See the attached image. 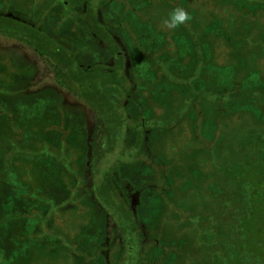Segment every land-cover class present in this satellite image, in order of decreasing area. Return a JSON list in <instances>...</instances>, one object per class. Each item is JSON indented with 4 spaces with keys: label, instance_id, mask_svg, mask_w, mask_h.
Listing matches in <instances>:
<instances>
[{
    "label": "rangeland",
    "instance_id": "374dc122",
    "mask_svg": "<svg viewBox=\"0 0 264 264\" xmlns=\"http://www.w3.org/2000/svg\"><path fill=\"white\" fill-rule=\"evenodd\" d=\"M75 1L79 5L78 12L84 8L88 10V6L84 7L85 0H0V15L29 26L30 23L24 21L27 19L25 15L32 13L34 18L47 20L46 24L49 22L55 24L51 21L56 18L54 16L56 11L53 8L60 6L73 8ZM134 1L136 2L133 5L135 8L129 14L140 23L138 27L142 28L144 39H148L141 43L143 46H148L147 42L149 43L150 39L154 42L158 41V45H161L162 33L166 35L169 32L167 34L169 39L176 35V30L167 29L163 25V20L171 12V4L167 0ZM148 3L150 4L147 5ZM202 5L195 7L191 0V4L187 7L192 14L196 12V9L201 13L195 16L197 19L194 25L198 22L200 27L197 33L204 38L202 60L213 75V92L225 86L221 92L227 94L229 91L225 92V88L228 87V83L230 90H233L231 89L233 86L234 90L241 91L242 89L247 93L257 92L260 89L264 91V12L254 9L248 18H244V15L242 16L240 11H236L230 4L227 7L213 8L207 3L204 9ZM141 7L145 8L139 11ZM97 8L94 13L100 19V23L107 22L103 18L105 7L98 6ZM38 10H49V14L37 12ZM210 14H217L219 23L215 21L212 23L214 27H206V34L203 36L202 27L207 25V20H212ZM117 15L116 12L115 15H110L115 24L119 22ZM230 20L236 23L231 22L229 25ZM41 26L39 30L50 35L49 37L58 31L56 24L52 25L53 28L49 31L44 29V24ZM102 27L104 29L106 26ZM229 27L232 29H228ZM19 31L26 37L29 34L26 29H23V32L18 28L17 32ZM115 37L122 45L116 34ZM63 38L65 41L69 37L64 35ZM64 41L61 40L66 48L71 50L73 44L67 40ZM81 43L74 45L75 48L80 47L83 50L74 58L77 66L81 64L80 58L84 57L87 49H90V58H94V62L100 59H95L99 57L97 45H102L98 38L96 44L91 37ZM0 47L15 50L36 68V74L28 82L30 85L25 90L28 94L40 92L48 87L61 90L45 59L33 51L34 47L31 48L19 39L3 35H0ZM103 53L101 52L100 56ZM172 54L176 56L178 51L174 49ZM104 55L100 61L113 65L112 55L107 53ZM183 56L182 62L187 63L190 56L188 54ZM128 63L129 58H126L125 74L129 73ZM249 82L255 87L248 88V85H245L244 88L242 86V83L249 84ZM179 92L175 90L169 92V89L163 88L160 91L158 102L155 99L153 102L149 101L150 106H154L155 114L157 112L159 116L156 123L159 128L163 129L158 132L156 140L151 142L153 150H150L151 153L149 151L150 154L148 153L149 158L152 156L154 160L152 165L159 167L158 191L162 194V198H159L162 211L152 216L154 220L152 227H155V236L159 245L172 240L165 238L163 233L161 234L162 231L167 232L169 237L176 240L173 241V250L168 255L171 259L167 260L166 264H264V113L260 114L263 111L254 105L252 98L228 100L229 96H227L224 97V101H218L215 108L209 109L201 121L200 115L191 111L192 95L187 93V90L184 95ZM63 93L65 103L81 104L69 92L63 91ZM202 102L205 108L212 105L209 101ZM160 105L162 107H159ZM83 111L84 126L88 133H91L98 115L87 105H83ZM2 121L3 119H0V123ZM43 132L42 141L36 137L31 139L29 151L33 156L41 151L52 153L53 149H56L45 140L46 134L50 137L53 136V132L45 133L46 130ZM128 132L130 130L124 128L116 140L111 137V141H106L112 149L108 150L109 148L104 145L106 149H103L104 152L100 150L99 153L102 152L105 156L96 158L92 162L91 171L90 166L86 167L90 173L86 180L89 186L91 184L96 186L111 175L110 178H115V181L120 183L121 193L129 199L135 211L141 196L140 192L133 189L127 176L132 170L129 166L133 165L124 164V160L122 161L123 158L130 160V155L136 153L133 148V137L128 136ZM112 134L109 132V137ZM62 151L64 154L62 165L74 166L70 161L74 157L71 156L77 157L81 150L73 148L62 149ZM5 152H7L6 148L0 144V167L6 165L2 162ZM16 166H20L18 169L25 176L29 173L31 178L34 175L36 179L41 174L40 170L46 167L36 164L33 158H30L28 162H16ZM59 177L60 189L65 190L70 184L69 178L67 174H61ZM77 177L80 179L79 174ZM5 181L0 177V264H109L108 251L103 248L113 239L111 234L118 233L117 221L110 217L109 213L104 214L107 209L104 210L103 206L106 203L100 196H98L100 199L97 209H103L104 215L101 232L96 235L95 240L101 248L99 253L106 260L102 259L103 263L100 258H89L86 261L79 257L75 260L72 252L84 247L88 236L94 234L93 231L97 226V224L96 226L92 224L93 211L90 205L86 201L83 203L81 199L76 201L78 202L77 207L69 202L62 211L53 206L54 211L49 214L53 218L49 221L50 226L47 224L45 229L44 227L40 229L41 232L37 236H33L32 224L35 222L36 226L40 218L36 220L32 218L25 225L28 232L24 237L27 238L26 243L14 242L11 231L3 232L5 221L2 217V209L4 203L9 201L6 196H13L9 193L10 190L6 189ZM96 188L97 186L94 187ZM12 199L18 201L15 196ZM150 202L156 203V200L150 199ZM43 212V207L39 205L32 209V214H38L37 216ZM56 229L63 230L66 234L61 237L60 244L56 243L51 233ZM124 238L123 247L127 248L123 253L131 252V246L135 242L125 235Z\"/></svg>",
    "mask_w": 264,
    "mask_h": 264
},
{
    "label": "trees",
    "instance_id": "16d2710c",
    "mask_svg": "<svg viewBox=\"0 0 264 264\" xmlns=\"http://www.w3.org/2000/svg\"><path fill=\"white\" fill-rule=\"evenodd\" d=\"M85 1L88 10L82 13L74 12L70 7H62L60 4L59 8H53L56 11L54 15L56 18L51 21L58 27V31L51 36L53 39L39 30V27L44 24L47 28L44 27V29L49 31L55 24H50V22L46 24L47 20L34 18L32 13L26 14L25 17L26 22L33 26H27L0 15V35L19 39L34 47L35 51L45 59L51 74L61 88L59 91L48 87L40 92L28 94L25 90L30 85L28 82L36 74V68L15 50L0 47V119H3L0 128L4 130V133L0 132V144L7 150L2 157V162L6 165H1L0 177L1 180H6L4 184L6 189L10 190L9 193L18 199L15 201L12 199L13 196H6L9 201L4 203L2 209V217L5 221L3 232L11 231L14 242L25 244L27 238L24 237L28 233L25 225L32 218V220L40 218L36 226L35 222L32 224V232H34L32 234L37 236L41 228L45 229L47 224L50 226L49 221L53 218L49 214L54 211L53 206L62 211L69 202L77 207L78 202L76 201L82 199L83 203L86 201L90 205L93 211L92 224L95 226L97 224V226L93 231L94 234L88 236L84 247L72 252L75 260L79 257L86 261L89 258L106 260L99 253L101 248L95 239L96 235L101 232L102 216L109 213L110 217L116 219L118 230V233L111 234L113 239L103 248L108 251L109 264H125L126 261V264H166V261L171 259L168 255L173 250V241L176 240L169 237L167 232L162 231L161 234L163 233L165 238L172 240L159 245L155 236V227H152L154 222L152 216L162 211L159 200L162 194L158 191L159 167L152 165L154 160L152 156L149 158V154L152 152L150 150H153L151 142L156 140L158 132L163 129L158 127L156 119L159 116L157 112L155 114L154 106H150L149 101L153 102L155 99L158 102L160 91L163 88L169 89V92L180 91L182 95L187 90V93L192 95V99L188 96L190 101H193L190 104L191 111L200 115L202 121L204 114L209 109L215 108L218 101H224V97L227 96H229L228 100L252 98L254 105L263 111L260 114L264 113V100H262L264 91L260 89L257 92L247 93L242 89L241 91L234 90L233 86H231L233 90H230L228 83V87L225 88V92L229 91L227 94L221 92L225 86L213 92V75L202 60L204 38L197 33L200 27L198 22L194 25L197 19L195 16L200 11L196 9L193 14L189 11L187 6L191 4V0H167L171 4L170 10L177 6L183 7L190 13L191 20L174 29L176 35L170 39L167 36L169 32L166 35L162 33L161 45H158V41L154 42L150 39L149 43L147 42L148 46L141 44L148 39H144V32L141 27H138L140 23L129 14L135 8L134 0ZM192 1L195 7L203 4V9L206 8L207 3L213 8L227 7L230 4L236 11L239 10L244 18H248L254 9L264 12V0H207V3L206 0ZM98 6L105 7L103 18L109 21L107 25H101L96 20L97 15L94 12ZM144 8L141 7L139 11ZM37 12L49 14V10H38ZM115 12L118 14L117 20L120 22L118 24L110 18V15H115ZM217 14H210L212 20H207V25L202 27L203 36L206 34V27H214L212 23L215 21L219 23ZM83 18L88 20L87 25L82 23ZM231 22L236 23L230 20L229 25ZM102 26L106 27L103 29ZM18 28L22 31L23 29L28 30L27 37L21 31L17 32ZM111 28L112 31H110ZM115 34L122 45L116 40ZM64 35L69 37L65 41L73 44L72 51L61 42V40L64 41ZM90 37L95 44L97 38L102 43V45L99 44L100 46L97 45L99 57L95 58L100 59L94 62V58H90V49H87L84 57L80 58L81 64L78 62L80 65L77 66L74 58L83 50L80 47L75 48L74 45H80ZM100 38L104 40L101 41ZM174 49L178 51L176 56L172 54ZM100 51L112 55L113 65L100 61L105 56V53L100 56ZM184 54L190 56L187 63L182 62ZM126 58H129L128 74H125ZM245 85H248V88L255 87L251 82L242 83L244 88ZM63 91L69 92L81 104L65 103ZM202 101L212 102V105L205 108ZM124 102L127 103L123 104ZM83 105H87L98 115L91 133H88L84 126V114L81 111ZM165 105L168 104L165 103ZM124 128L130 130L129 134H126L133 137V148L136 152L130 155V160L122 159L124 164L133 165L129 166L132 170L127 176L133 189L140 192V202L135 211L129 199L121 194L116 179L110 178L111 175L104 182L101 181L96 185V189L93 184L89 186L86 180L87 176H90L86 167L90 166V171L92 170V162L96 158L104 157L103 149L111 146L106 141H111V137L116 140ZM44 130H46L45 133L53 132V136L50 137L46 134L45 140L56 149H53L52 153L41 151L33 156L29 151L31 139L36 137L42 141ZM109 132L113 133L110 137ZM73 148L81 150L77 157L71 156L74 157L70 159L74 166H63L61 163L64 159L62 149ZM111 149L112 147L108 150ZM100 150L102 152L99 153ZM137 152L138 155H136ZM30 158H33L36 164L46 166L42 168L44 171L40 170L41 174L37 179L34 175L31 178L29 173L25 176L18 169L20 166H16V162H28ZM61 174H67L70 183L65 190L61 188L63 191L59 185ZM78 174L80 179L77 177ZM98 196L106 203L103 206L105 208L102 207L104 210L107 209L105 213L103 209H97L100 199ZM150 199L156 200V203L150 202ZM36 205L43 207L44 212L40 216L32 214V209ZM51 233L58 244L61 242V237L66 235L60 229L52 230ZM124 235L135 242L131 246V252L123 253L127 248L123 247ZM16 251H18L17 248ZM116 257L118 260L115 259ZM104 260L101 262L103 263ZM121 261L123 263H120Z\"/></svg>",
    "mask_w": 264,
    "mask_h": 264
},
{
    "label": "clouds",
    "instance_id": "9594fccd",
    "mask_svg": "<svg viewBox=\"0 0 264 264\" xmlns=\"http://www.w3.org/2000/svg\"><path fill=\"white\" fill-rule=\"evenodd\" d=\"M190 20V13L185 8L177 6L173 8L167 18L163 20V25L167 29H176Z\"/></svg>",
    "mask_w": 264,
    "mask_h": 264
},
{
    "label": "flooded vegetation",
    "instance_id": "af4514ba",
    "mask_svg": "<svg viewBox=\"0 0 264 264\" xmlns=\"http://www.w3.org/2000/svg\"><path fill=\"white\" fill-rule=\"evenodd\" d=\"M84 7H86V4H85V6ZM78 8H79V5L76 3V1H75V3H74V5H73V8H71V9H73L74 10V12H78ZM98 9V8H97ZM85 11V8L81 11V12H78V13H82V12H84ZM98 12V11H97ZM96 20H97V22L99 23V24H101V25H107L108 24V22L109 21H107V22H104V23H100V19L98 18V17H96ZM24 21H26V20H24ZM88 20H86L85 18H83V21H82V23L84 24V25H87L86 24V22H87ZM42 26H40L39 28H41ZM28 45V44H27ZM32 48V47H31ZM33 51H35V49H33ZM36 52V51H35ZM74 105V104H73ZM82 112H83V114H84V111L83 110H81ZM143 163V162H142ZM117 183H118V185L120 184L118 181H117ZM122 194V193H121ZM123 195V194H122Z\"/></svg>",
    "mask_w": 264,
    "mask_h": 264
}]
</instances>
